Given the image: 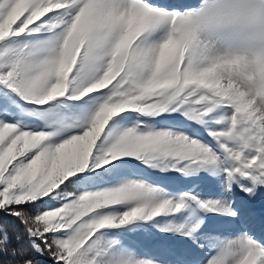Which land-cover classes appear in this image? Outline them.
Here are the masks:
<instances>
[{
    "label": "snow or ice",
    "instance_id": "snow-or-ice-1",
    "mask_svg": "<svg viewBox=\"0 0 264 264\" xmlns=\"http://www.w3.org/2000/svg\"><path fill=\"white\" fill-rule=\"evenodd\" d=\"M237 188L264 191V0H0V264H264ZM146 228L180 242L137 255Z\"/></svg>",
    "mask_w": 264,
    "mask_h": 264
},
{
    "label": "rangeland",
    "instance_id": "rangeland-1",
    "mask_svg": "<svg viewBox=\"0 0 264 264\" xmlns=\"http://www.w3.org/2000/svg\"><path fill=\"white\" fill-rule=\"evenodd\" d=\"M154 2L161 4L184 3L197 5L198 3H202V0H154ZM130 115L134 120L137 114L132 113ZM180 119L182 120L183 118L181 117ZM159 121L160 118L158 117L154 121H149V123L155 124L156 127H160L161 122ZM193 127V130L198 131L201 136L207 135V133L204 132L203 129H200L197 126ZM139 175L160 186L165 187L166 189H170L173 191L192 189L194 192H198L200 194V199L202 200H217L220 199L222 194V189L219 182L214 177H211L206 173H200L198 176H193L190 178H183L176 173H160L154 170H145L139 171ZM234 199L236 200L237 206H239L241 208V211H243L242 214L244 216H252L250 211L255 208L260 207L262 210L264 208V191H259L255 198H249L244 193L240 192V190L237 188L235 189ZM183 217L184 218L182 220L176 222L184 223L188 226H191L192 223L198 222V220L200 219H203L205 226L217 223L216 217L212 216L211 214L204 213L195 205L190 206L189 209H187V211L183 214ZM237 223L225 222V226L223 229L225 235L234 234V231L241 227L238 226ZM128 227L132 228L134 226ZM255 230L256 228L254 229V231ZM258 232L256 231V234ZM260 233L262 234L263 231ZM127 235L129 242L135 248L136 254L142 257H152L157 255L162 243L176 244L180 242L179 237H165L161 233H159L158 229L156 228H146L139 231H130L127 233Z\"/></svg>",
    "mask_w": 264,
    "mask_h": 264
},
{
    "label": "bare ground",
    "instance_id": "bare-ground-1",
    "mask_svg": "<svg viewBox=\"0 0 264 264\" xmlns=\"http://www.w3.org/2000/svg\"><path fill=\"white\" fill-rule=\"evenodd\" d=\"M241 212H243V211H241ZM262 212H263V210L260 207L254 209L252 212L250 211V213L252 214V216L255 217L256 220H257V222H258L257 223V229H258V231H263L264 232V215H261L260 214Z\"/></svg>",
    "mask_w": 264,
    "mask_h": 264
},
{
    "label": "trees",
    "instance_id": "trees-1",
    "mask_svg": "<svg viewBox=\"0 0 264 264\" xmlns=\"http://www.w3.org/2000/svg\"><path fill=\"white\" fill-rule=\"evenodd\" d=\"M4 219L10 230L19 227L18 222L13 221L10 217H5Z\"/></svg>",
    "mask_w": 264,
    "mask_h": 264
}]
</instances>
